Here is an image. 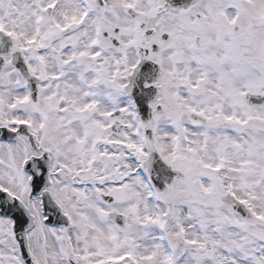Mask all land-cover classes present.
<instances>
[{
	"label": "snow or ice",
	"instance_id": "snow-or-ice-1",
	"mask_svg": "<svg viewBox=\"0 0 264 264\" xmlns=\"http://www.w3.org/2000/svg\"><path fill=\"white\" fill-rule=\"evenodd\" d=\"M0 264H264V0H0Z\"/></svg>",
	"mask_w": 264,
	"mask_h": 264
}]
</instances>
